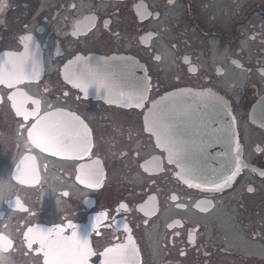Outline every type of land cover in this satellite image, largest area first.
<instances>
[{
  "label": "flooded vegetation",
  "instance_id": "obj_1",
  "mask_svg": "<svg viewBox=\"0 0 264 264\" xmlns=\"http://www.w3.org/2000/svg\"><path fill=\"white\" fill-rule=\"evenodd\" d=\"M91 55L136 59L152 99L181 89L223 98L244 164L233 185H182L144 131L146 106L95 101L77 68L64 72ZM0 57L5 81L39 79L22 88L33 99L25 117L36 109L71 113L92 139L80 160L29 147L19 156L13 130L19 136L28 124L13 117L0 87V237L12 242L0 241V264H45L39 237L56 240L60 229L87 241L83 264H264V129L250 120L264 98V0H0ZM25 153L35 155L34 187L11 180ZM26 235L35 238L30 248Z\"/></svg>",
  "mask_w": 264,
  "mask_h": 264
},
{
  "label": "water",
  "instance_id": "obj_2",
  "mask_svg": "<svg viewBox=\"0 0 264 264\" xmlns=\"http://www.w3.org/2000/svg\"><path fill=\"white\" fill-rule=\"evenodd\" d=\"M101 66L103 77L92 80V84L100 85L104 91L115 92L117 71L121 90L119 105L143 104L148 84L142 69L135 62L113 57L102 59ZM134 75H137L136 78ZM143 124L155 145L166 155V161L175 167L179 181L189 187L226 188L233 183L242 168L237 156L234 122L227 104L219 98L192 92L166 94L150 105ZM34 125L43 127L53 136L63 137L68 147L59 154H74L77 141L85 138L83 125L72 118L58 119L56 115H49ZM32 128L27 133V139L43 151L42 146L49 141L46 137L30 138ZM43 152L56 155L52 151Z\"/></svg>",
  "mask_w": 264,
  "mask_h": 264
},
{
  "label": "snow or ice",
  "instance_id": "obj_3",
  "mask_svg": "<svg viewBox=\"0 0 264 264\" xmlns=\"http://www.w3.org/2000/svg\"><path fill=\"white\" fill-rule=\"evenodd\" d=\"M25 39H30V37H25ZM9 86H11V84ZM9 99H11V97H9ZM29 137H46L49 143L42 146V150L46 152L52 151L53 154H58L68 147L63 139L51 135L46 129L38 125L33 126L32 130L29 132ZM225 183H227V181H225ZM64 195H67V193H64ZM51 231L52 230H48V235H51ZM62 231L63 229H60L56 233V240L50 241L46 235H41L39 237L41 250L46 249V251H44V255L47 258L45 264H83L86 255L90 254L87 249V241L81 244L75 239V233H73V236L70 238L63 237L60 235ZM28 232H33V229H28ZM25 238L28 240V247L30 248L35 238H29L27 235ZM0 241L3 242L5 248L11 247V241L5 240L3 237H0ZM108 251L114 250L109 249ZM105 255H107V252Z\"/></svg>",
  "mask_w": 264,
  "mask_h": 264
},
{
  "label": "rangeland",
  "instance_id": "obj_4",
  "mask_svg": "<svg viewBox=\"0 0 264 264\" xmlns=\"http://www.w3.org/2000/svg\"><path fill=\"white\" fill-rule=\"evenodd\" d=\"M20 142H21V143H19V146L22 147V150H23L24 147H26V143H25L23 137H21Z\"/></svg>",
  "mask_w": 264,
  "mask_h": 264
}]
</instances>
